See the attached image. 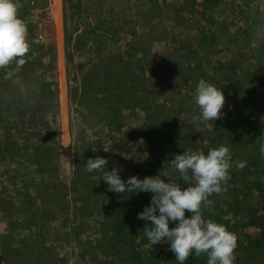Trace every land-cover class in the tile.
<instances>
[{"label":"trees","instance_id":"1","mask_svg":"<svg viewBox=\"0 0 264 264\" xmlns=\"http://www.w3.org/2000/svg\"><path fill=\"white\" fill-rule=\"evenodd\" d=\"M252 2L241 0V5L249 10ZM217 3L218 0H203L200 5L185 1L192 11L199 8V13L205 5L208 8ZM175 6V11L182 10L181 5ZM83 7L87 5L78 0L62 1L65 58L71 66L68 79L72 88L68 95L76 121V164L68 179H61V167L55 159L56 143L50 141L55 137L51 118L57 111L53 84L35 76L45 71V65L31 55L32 50L25 60L24 70L27 69L20 87H14L12 116L15 117L16 109L24 108L16 115L21 119L29 114L28 138L24 141L31 136L37 139L29 144V149L21 142L16 144L27 155L25 171L10 174L15 176V183L8 184L13 188V195L7 196L9 202L0 195V214L8 218L10 231L16 226L29 234L18 240L10 238V232L0 234L1 263L58 264L57 258L51 262L47 250L54 238L47 239L43 230L47 226L58 227L60 239L72 234L76 237L77 264H179L169 251L170 244H150L143 230L151 223L137 218L150 205L153 194L111 192L103 181V172L85 170L89 158L107 160L112 152L132 151L130 155L138 163L135 175L130 177L143 180L163 170L169 175L162 179L184 189L190 185L172 168L174 156L190 149L207 154L211 148L226 146L233 160L231 180L226 191L210 197L214 203L211 211L204 210V218L226 226V216H244L253 224L245 194L254 187L257 206L252 209L262 212L256 219H263L264 194L255 175L257 171L264 172V157L257 149L264 144V37L259 47L243 57L251 62L243 68L244 62L236 55L223 59L226 47H202L206 36L200 30L195 39L198 47L185 45L186 39L181 40L182 47H143L134 35V39H116L117 29L106 16L98 18L97 26L91 22L95 19L85 24L78 14ZM166 8L172 11L171 5ZM243 24L244 29L261 28L264 32L263 19L255 14L245 17ZM206 28L210 30L211 25ZM208 40L212 46L219 44L214 35ZM201 79L221 88L226 98L223 115L216 121L193 119L200 115L193 97ZM256 85L261 90H256ZM133 123L138 126L136 130ZM254 141L260 146L253 145ZM6 151L1 149L2 153ZM242 161L247 166L239 170L235 164ZM119 175L125 182L130 178ZM15 210L17 214L13 213ZM190 215L186 212V217ZM169 227L175 224L170 223ZM256 231L248 245L264 253V228ZM185 264H207V257L193 254Z\"/></svg>","mask_w":264,"mask_h":264},{"label":"rangeland","instance_id":"2","mask_svg":"<svg viewBox=\"0 0 264 264\" xmlns=\"http://www.w3.org/2000/svg\"><path fill=\"white\" fill-rule=\"evenodd\" d=\"M62 1L20 0L23 7L19 10V16L27 25V41L30 44L29 51L32 50L31 55L45 65V71L36 72L35 76L45 78L53 84L52 89L57 99V111L55 117L51 118V120L54 119L50 126L55 137L50 141L56 143L55 159L61 167V179H68L76 164V156L73 154L76 121L72 113L73 103L68 95V90L72 88V83L68 79L71 66L65 58L66 50L64 48L61 14ZM65 1L69 3V0ZM78 1L87 5L86 8L83 7L81 13H78L85 24L95 19L91 22L93 26H97L98 18L106 16L113 22L112 26L117 29L115 37L118 40L125 39V37L133 38L134 35L138 38V44L143 47H182L181 40L186 39L188 44L185 45L198 47L195 39L201 31L206 36L205 45L202 44V47H226L227 50L223 53V59H227L230 55H236L244 62L243 68L249 67L246 63L251 64L250 60L243 59V57L250 55L251 51L259 47L262 37H264L261 28L244 29L243 24V19L251 16V14H255L264 22V0H253L249 10L242 7L241 0H218L215 6L207 8L205 5L202 13H199L197 7L192 11L189 5L185 4L187 0ZM191 2L203 4V0H191ZM167 5H171L172 11L166 8ZM175 5H181L182 10L175 11ZM98 8L99 12H97ZM209 25H211V29L207 30L206 28L205 30V27ZM80 26L83 25L80 24ZM210 35H214L219 44L212 46L208 40ZM27 59L28 56L25 57V60ZM24 67L25 64L19 69H14V67L12 69H0V158L4 157L0 160V195L2 194L3 199L7 202L10 201L7 196L13 189L8 184L14 185L15 183V176L10 174L20 175L25 171L23 164L27 155L15 146L21 142L25 148L29 149V144L36 143L37 139L31 136L27 141H24V138H28L26 136L28 131L26 119L29 114H25V118H16V115L23 112L24 108L16 109L15 117L12 116V94L14 87H20L27 69L26 67L24 70ZM6 71H14L10 79L4 78ZM255 89L261 90V87L256 85ZM38 124L37 121L36 125ZM132 125L134 130L138 128L135 123ZM253 145L260 146L256 141L253 142ZM1 149H7V151L2 153ZM257 149L260 152V147ZM131 153V150L123 153H110L107 157V169L111 171L113 167H116L119 169V174L126 177L132 176L136 172L134 168L137 167L138 162L133 160ZM261 165L264 166V158H261ZM256 173V183H261L263 189L261 194H264V172L259 174L257 171ZM246 191L245 201L249 206L250 223L253 222V224H249L244 216L235 218L228 216L226 224V227H231L230 231L238 237L234 264H264V253L260 249L254 250L248 245V241L256 237V229L264 228V218L256 219L262 212L252 209L254 205L257 206L255 204L257 200L256 190L254 187H250ZM13 205L16 206V202H13ZM9 209L11 210L10 207ZM253 211L255 212L254 215ZM13 213L17 214L18 211L15 210ZM49 228L45 226L43 230L47 239L51 236L54 237L52 242L47 244L51 262L55 263L57 258L58 264H77L74 263L77 252L74 243L76 237L72 234L66 239H60L59 228ZM12 229H14L13 232L8 226V218L0 214V234L10 232L13 235L10 238L16 237L15 240L23 235H25L24 238H27L29 235L16 226ZM8 240L12 243L10 239H7V242ZM0 264H2L1 258Z\"/></svg>","mask_w":264,"mask_h":264},{"label":"clouds","instance_id":"3","mask_svg":"<svg viewBox=\"0 0 264 264\" xmlns=\"http://www.w3.org/2000/svg\"><path fill=\"white\" fill-rule=\"evenodd\" d=\"M22 7L20 0H0V69H19L26 62L30 44L27 25L19 16ZM12 73L14 71H6L4 78L10 79ZM193 99L200 110L194 120L210 122L222 117L226 98L221 88L201 79ZM260 154L264 157V144L260 146ZM170 163L179 178L190 186L182 189L178 183L162 179L169 175L163 170L154 177L141 180L133 176L125 182L119 169L113 167L107 171L108 161L99 156L89 158L84 168L89 173L103 172V181L111 192L153 194L150 205L137 218L151 223L143 230L150 244H170L169 251L179 264H185L193 254L206 256L207 264H234L238 237L224 224L204 218V210H212L214 202L210 197L226 191L231 180L233 160L230 149L221 145L209 149L207 154L190 149L175 155ZM235 166L242 170L247 162H236ZM186 212L191 215L186 217ZM170 223L175 227L170 228Z\"/></svg>","mask_w":264,"mask_h":264}]
</instances>
